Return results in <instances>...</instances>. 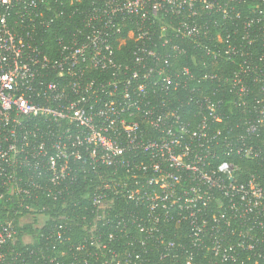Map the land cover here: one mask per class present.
Wrapping results in <instances>:
<instances>
[{"label":"built area","instance_id":"built-area-1","mask_svg":"<svg viewBox=\"0 0 264 264\" xmlns=\"http://www.w3.org/2000/svg\"><path fill=\"white\" fill-rule=\"evenodd\" d=\"M246 1L0 0V264H13L14 215L43 220L28 202L56 201L89 176L93 219L133 247L121 256L95 242L104 264H150L152 252L161 264H200L201 252L210 264H264V69L244 59L224 77L173 63L183 40L214 63L244 57L220 34L202 40L210 20H240ZM59 20L71 29L45 40ZM125 32L133 45L117 58Z\"/></svg>","mask_w":264,"mask_h":264},{"label":"trees","instance_id":"trees-1","mask_svg":"<svg viewBox=\"0 0 264 264\" xmlns=\"http://www.w3.org/2000/svg\"><path fill=\"white\" fill-rule=\"evenodd\" d=\"M240 12L241 19L232 22L233 25L219 18L216 22L210 20L209 38L212 40L205 38L202 42L211 46L216 41L214 40L216 34H220L224 41L221 46H237L243 50L244 57L214 63L210 56L203 54L199 46L183 40L177 43L185 53L179 55L173 63L190 70L214 71L224 77H228L236 70L244 59L264 69V2L247 0L240 7ZM254 15L257 18L255 25L251 30H245L242 22ZM65 28L71 29L67 24H63L62 20L57 21L50 30L46 31L45 40L51 41L55 34L63 32ZM249 32L252 33L249 34ZM247 33L251 40H243ZM126 35L125 32L120 40L115 42L117 58L127 57L133 45L132 39L127 38ZM158 49L160 53H164L169 50V47L159 46ZM203 62L205 66L202 65ZM251 81L249 78L247 84L253 86L257 94L261 84ZM209 86L214 90L219 89L220 93L224 94L225 101L230 99L225 84H219L220 87H216V83ZM239 166L245 174L251 170V163L240 161ZM97 184L98 179L91 176L85 177L80 179L76 185L69 187L56 201L46 200L42 195H38L35 202H28L27 206L34 211L33 213L42 214L41 218L44 219L34 218L31 222H22L18 216L14 215L12 223L16 234L12 243L9 244L8 259L13 264H104L106 261L109 263L111 256L106 250L96 246L95 242L98 241L106 243L112 249L115 247L117 251L120 249L121 256L125 251H131L133 247L128 246L130 237L117 238L109 242L106 234L107 228L102 227L100 222H95L93 219L89 195L92 194L93 187ZM2 206L5 209L14 208L15 211L19 204L14 199L13 203L5 202ZM22 211L27 212L23 209ZM167 228L170 238L183 239V232L180 236L175 234L181 231V226L169 225ZM92 241L93 245H91ZM200 254L199 263L210 264L209 253L201 252ZM144 257L151 261L150 264H161L155 252L148 253Z\"/></svg>","mask_w":264,"mask_h":264}]
</instances>
